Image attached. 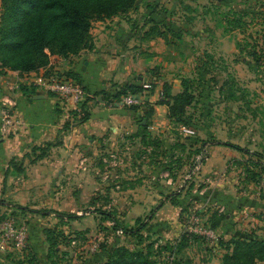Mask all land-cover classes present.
I'll return each instance as SVG.
<instances>
[{"label": "rangeland", "instance_id": "1", "mask_svg": "<svg viewBox=\"0 0 264 264\" xmlns=\"http://www.w3.org/2000/svg\"><path fill=\"white\" fill-rule=\"evenodd\" d=\"M243 1L250 5L233 7L232 0L153 3L160 23L165 22L158 29L168 45L151 72L152 80L162 82L157 100L168 110L164 123L139 125V136L115 139L100 152L85 150L93 158L89 180L68 184L72 196L47 200L44 207L29 199L1 200L13 207L3 218H16L30 233L27 248L10 257L36 256L32 233L54 264L120 259L125 264H239L231 259L234 240H264V232L255 233L257 221L264 223V0ZM141 3L145 7L148 1L137 0L135 7ZM8 10L7 20H0V37L16 42L23 30L16 24L27 25L30 7L16 8L8 1ZM1 54L19 69L29 60L38 62L27 48ZM68 58L52 56L43 67L18 72L48 80L58 73L55 60ZM150 86L155 90L157 85ZM153 184L167 187L171 201L181 192L186 209L179 218L184 227L179 238L157 236L159 228L150 227L151 212L129 214L137 203L130 191ZM247 226L253 233L243 232ZM189 227L195 231L188 233ZM256 264H264V258Z\"/></svg>", "mask_w": 264, "mask_h": 264}, {"label": "crops", "instance_id": "2", "mask_svg": "<svg viewBox=\"0 0 264 264\" xmlns=\"http://www.w3.org/2000/svg\"><path fill=\"white\" fill-rule=\"evenodd\" d=\"M147 1L145 7V3H141L139 8L126 14L95 22L91 30L93 49L83 50L68 59L55 60L54 71L72 78L90 93L85 107L87 121L81 122V112L60 106L56 95L32 83V80L42 78H26L0 64V112L5 101L12 102L17 122L12 133H0V221L13 209L9 202L1 200L29 199L37 202L35 207H44L47 200L72 196L68 184H73L76 179L89 180L88 161L93 158L86 155L85 150L100 152L115 139L119 143L126 136H139V125L149 124L151 128V123H164L168 110L157 100L162 82L157 77L153 81L151 72L167 53L166 35L158 29L165 22L160 23L163 19L156 14L157 6L153 4L156 0ZM232 2L233 7L250 5L249 1ZM1 10L0 0V20ZM151 84L157 85L155 90L154 86L147 89ZM125 85L144 88L141 94L145 108L134 110L119 104L113 94ZM23 88L27 90L23 91ZM47 143H57V146L52 147L45 158L32 163L41 153L33 150L43 148ZM13 161L20 172L11 167ZM61 184L65 187L59 188ZM158 185L131 190L137 203L130 208L129 214L151 212L154 216L150 227L159 228L157 236L173 240L183 233L179 218L186 209L185 204L181 200L183 197L178 196L180 191L175 194L178 200L175 205L167 187ZM36 211L40 215L41 210ZM23 218L30 220L33 216L23 215ZM257 223L260 226L255 227V233L259 235L264 232V223ZM247 227L243 232L253 233L251 227ZM31 237L35 257L14 259L9 256L10 252L0 253V264H54L45 254L42 240L40 244L37 236L32 233Z\"/></svg>", "mask_w": 264, "mask_h": 264}, {"label": "trees", "instance_id": "3", "mask_svg": "<svg viewBox=\"0 0 264 264\" xmlns=\"http://www.w3.org/2000/svg\"><path fill=\"white\" fill-rule=\"evenodd\" d=\"M8 1L14 3L16 8L24 9L29 6L28 16L31 20L25 27L17 22V27L23 29L19 41H8L7 36L0 37V64L3 68L12 71L36 70L49 63L50 58L59 56L68 58L70 55H77L83 50L93 49V38L91 30L95 22L104 21L115 16L123 15L135 8L137 0H1V20L5 22L8 18ZM234 23V22H233ZM1 31V30H0ZM162 35V34H161ZM27 48L34 52L38 62L28 61L22 69L11 66L6 63L1 52L4 49H22ZM49 51V54L46 53ZM27 90L23 88V91ZM143 87L136 85H125L116 89L113 94L115 99L120 100L124 95L141 94ZM167 99L169 96L165 94ZM185 94L182 98L185 99ZM169 99V98H168ZM164 104V102H160ZM82 108L81 122L87 121L88 112ZM138 107L132 109L137 110ZM173 109V108H172ZM57 143H47L43 148H35L41 151L32 161L35 163L46 157L52 147ZM15 162H11L18 172L21 169L16 168ZM177 205L178 200L171 201ZM44 213H48L47 211ZM59 217L75 219L77 216L64 215L56 212ZM235 247L232 260L239 261V264H256V261L264 258V240H234ZM124 260L119 262L110 261L106 264H125Z\"/></svg>", "mask_w": 264, "mask_h": 264}, {"label": "built area", "instance_id": "4", "mask_svg": "<svg viewBox=\"0 0 264 264\" xmlns=\"http://www.w3.org/2000/svg\"><path fill=\"white\" fill-rule=\"evenodd\" d=\"M38 87L47 92L53 93L60 100V106H67L75 111H82L83 106L91 97L90 93L72 78L64 74L56 73L48 80L41 79L32 81ZM151 86H147L150 89ZM145 103L142 94H128L120 98L119 104L123 107L133 108L143 106ZM4 108L1 109V135L12 133L17 122L14 115V104L4 102ZM193 227H189L188 233H192ZM197 231V230H196ZM207 234L213 235V231H207ZM214 236V235H213ZM29 241V230L25 223L19 222L14 217H5L0 221V253L13 252L14 250H24Z\"/></svg>", "mask_w": 264, "mask_h": 264}, {"label": "water", "instance_id": "5", "mask_svg": "<svg viewBox=\"0 0 264 264\" xmlns=\"http://www.w3.org/2000/svg\"><path fill=\"white\" fill-rule=\"evenodd\" d=\"M0 117H1V113H0Z\"/></svg>", "mask_w": 264, "mask_h": 264}]
</instances>
